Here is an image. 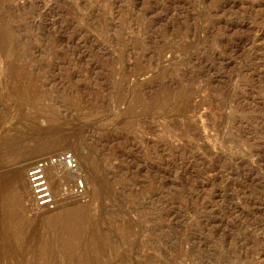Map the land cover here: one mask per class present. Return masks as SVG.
I'll return each instance as SVG.
<instances>
[{
	"label": "rangeland",
	"instance_id": "374dc122",
	"mask_svg": "<svg viewBox=\"0 0 264 264\" xmlns=\"http://www.w3.org/2000/svg\"><path fill=\"white\" fill-rule=\"evenodd\" d=\"M0 264H264V0H0Z\"/></svg>",
	"mask_w": 264,
	"mask_h": 264
},
{
	"label": "built area",
	"instance_id": "2783aa9c",
	"mask_svg": "<svg viewBox=\"0 0 264 264\" xmlns=\"http://www.w3.org/2000/svg\"><path fill=\"white\" fill-rule=\"evenodd\" d=\"M54 170L58 172L63 186L71 182L74 194L81 195L84 192V176L73 152L60 150L43 154L32 160L26 167V179L34 205L38 208H53L56 204L48 179L49 173Z\"/></svg>",
	"mask_w": 264,
	"mask_h": 264
},
{
	"label": "bare ground",
	"instance_id": "6f19581e",
	"mask_svg": "<svg viewBox=\"0 0 264 264\" xmlns=\"http://www.w3.org/2000/svg\"><path fill=\"white\" fill-rule=\"evenodd\" d=\"M49 179V178H48ZM51 185V184H50ZM52 188V187H51ZM30 189V188H29ZM53 191V190H52ZM32 198V195H31ZM42 209V208H41ZM87 210V209H86ZM84 211V209H72L68 212H66V214H61L60 216H53L51 218H49L48 222L50 225L56 223L58 220H62V222H66L69 218L72 217H77L78 215L82 214ZM40 213V212H39ZM47 235H46V240L49 242H53L55 240V236L54 233L52 232H48L47 230ZM100 245V244H99Z\"/></svg>",
	"mask_w": 264,
	"mask_h": 264
}]
</instances>
